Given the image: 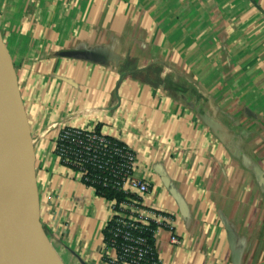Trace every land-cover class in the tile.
<instances>
[{
    "label": "crops",
    "instance_id": "crops-1",
    "mask_svg": "<svg viewBox=\"0 0 264 264\" xmlns=\"http://www.w3.org/2000/svg\"><path fill=\"white\" fill-rule=\"evenodd\" d=\"M0 23L22 27L1 39L7 118L65 264L114 251L110 201L55 154L63 127L135 152L157 264H264V0H0Z\"/></svg>",
    "mask_w": 264,
    "mask_h": 264
},
{
    "label": "built area",
    "instance_id": "built-area-1",
    "mask_svg": "<svg viewBox=\"0 0 264 264\" xmlns=\"http://www.w3.org/2000/svg\"><path fill=\"white\" fill-rule=\"evenodd\" d=\"M55 154L64 167L80 175L83 185L95 192L104 188L125 196L121 202L110 201L113 217L107 248L114 251L111 264H157L148 235L154 239L156 230L151 225L157 218L142 213L141 199L150 193V184L135 175V152L97 131L63 127L56 138ZM159 218L168 223L167 218ZM173 243L179 244L176 239Z\"/></svg>",
    "mask_w": 264,
    "mask_h": 264
},
{
    "label": "water",
    "instance_id": "water-1",
    "mask_svg": "<svg viewBox=\"0 0 264 264\" xmlns=\"http://www.w3.org/2000/svg\"><path fill=\"white\" fill-rule=\"evenodd\" d=\"M0 49V264H44L48 247L57 263L63 264L45 235L29 198L19 160L21 148L11 134L3 92L2 70L8 68L10 62L2 44Z\"/></svg>",
    "mask_w": 264,
    "mask_h": 264
},
{
    "label": "trees",
    "instance_id": "trees-1",
    "mask_svg": "<svg viewBox=\"0 0 264 264\" xmlns=\"http://www.w3.org/2000/svg\"><path fill=\"white\" fill-rule=\"evenodd\" d=\"M164 86H165V88H170V89L175 88V85L173 84L171 79H167ZM96 194H97V196L104 198L107 201H112L114 199H118V202H121L125 199V196L123 194L116 193V192H113L111 190L104 189V188H98V190L96 191ZM42 228H43V231L45 232V235L48 237L49 241L51 242L49 232L43 226H42ZM110 228H111V224H108V226L104 230L106 247H109ZM151 229H155L154 224L151 225ZM148 235L150 238V243L154 247V239H153L152 235H150V234H148ZM155 260L157 261V259H155Z\"/></svg>",
    "mask_w": 264,
    "mask_h": 264
},
{
    "label": "rangeland",
    "instance_id": "rangeland-1",
    "mask_svg": "<svg viewBox=\"0 0 264 264\" xmlns=\"http://www.w3.org/2000/svg\"><path fill=\"white\" fill-rule=\"evenodd\" d=\"M4 28V27H7V28H4V29H0V39H3L4 40V37H5V35L7 34V32L8 33H12L13 35H14V39H15V41H17V39L19 40V38H18V34H20L19 33V30L20 29H22V27L21 26H18V24L16 25H14V23H13V25H10V26H7V25H2L1 26V23H0V28ZM21 31V30H20ZM1 41V40H0ZM19 42H22V41H20L19 40ZM0 44H4L2 41L0 42ZM0 51H1V49H0ZM6 54V53H5ZM52 244V243H51ZM52 247H53V249L56 251V254L58 255V257H59V259H60V261H61V263H63V264H65V260H62V258H61V256L59 255V253L57 252V249L53 246V244H52Z\"/></svg>",
    "mask_w": 264,
    "mask_h": 264
},
{
    "label": "bare ground",
    "instance_id": "bare-ground-1",
    "mask_svg": "<svg viewBox=\"0 0 264 264\" xmlns=\"http://www.w3.org/2000/svg\"><path fill=\"white\" fill-rule=\"evenodd\" d=\"M45 262L44 264H59L57 263L58 260H55V255L51 248H47V252L45 254Z\"/></svg>",
    "mask_w": 264,
    "mask_h": 264
}]
</instances>
